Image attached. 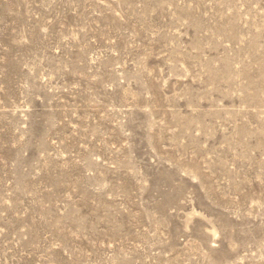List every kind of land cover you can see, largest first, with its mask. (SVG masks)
<instances>
[{
	"label": "rangeland",
	"instance_id": "rangeland-1",
	"mask_svg": "<svg viewBox=\"0 0 264 264\" xmlns=\"http://www.w3.org/2000/svg\"><path fill=\"white\" fill-rule=\"evenodd\" d=\"M0 264H264V0H0Z\"/></svg>",
	"mask_w": 264,
	"mask_h": 264
}]
</instances>
